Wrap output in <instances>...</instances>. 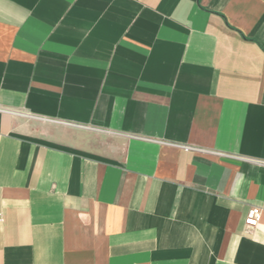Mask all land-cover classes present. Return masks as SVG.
Listing matches in <instances>:
<instances>
[{"label":"crops","instance_id":"0c3cea01","mask_svg":"<svg viewBox=\"0 0 264 264\" xmlns=\"http://www.w3.org/2000/svg\"><path fill=\"white\" fill-rule=\"evenodd\" d=\"M0 264H264V0H0Z\"/></svg>","mask_w":264,"mask_h":264},{"label":"built area","instance_id":"2783aa9c","mask_svg":"<svg viewBox=\"0 0 264 264\" xmlns=\"http://www.w3.org/2000/svg\"><path fill=\"white\" fill-rule=\"evenodd\" d=\"M260 216H261V209L258 207H251L246 213L244 224L247 227L256 226L260 220Z\"/></svg>","mask_w":264,"mask_h":264}]
</instances>
